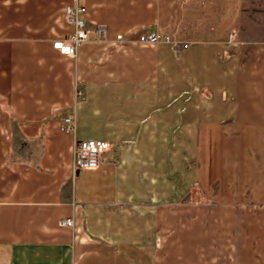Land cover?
I'll return each mask as SVG.
<instances>
[{
    "label": "crops",
    "instance_id": "obj_1",
    "mask_svg": "<svg viewBox=\"0 0 264 264\" xmlns=\"http://www.w3.org/2000/svg\"><path fill=\"white\" fill-rule=\"evenodd\" d=\"M79 2L0 0V264H264V0Z\"/></svg>",
    "mask_w": 264,
    "mask_h": 264
},
{
    "label": "built area",
    "instance_id": "obj_2",
    "mask_svg": "<svg viewBox=\"0 0 264 264\" xmlns=\"http://www.w3.org/2000/svg\"><path fill=\"white\" fill-rule=\"evenodd\" d=\"M86 8L79 0H73V4L65 8L64 21L67 25L73 28V32L61 40L52 42V47L60 55L75 58L78 48L86 43L89 39L88 29L84 15ZM96 41L111 42L108 36V30L104 26H96L93 29ZM235 36L231 35L233 39ZM123 40L122 35H117L112 42L120 43ZM138 41L142 44H158L168 43L169 38L160 36L156 32L142 34ZM83 97V92L75 89V100ZM75 125L74 116L65 117L62 119L60 129L62 132H72ZM109 149V145L100 141H83L76 142L73 148V166L78 171H95L99 168L102 155ZM63 227L72 228L73 220L66 219L60 222Z\"/></svg>",
    "mask_w": 264,
    "mask_h": 264
},
{
    "label": "rangeland",
    "instance_id": "obj_3",
    "mask_svg": "<svg viewBox=\"0 0 264 264\" xmlns=\"http://www.w3.org/2000/svg\"><path fill=\"white\" fill-rule=\"evenodd\" d=\"M234 8H235V4H233L232 7L230 8L229 13H227V15H226V17H225V19H224L222 25L220 26V28L225 27L226 24H228V23L232 20V18H233V17H232V16H233V13H234V11H235ZM216 19H217V18H216Z\"/></svg>",
    "mask_w": 264,
    "mask_h": 264
}]
</instances>
